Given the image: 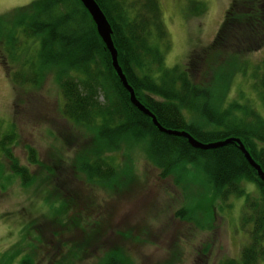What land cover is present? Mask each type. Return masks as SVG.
Segmentation results:
<instances>
[{
    "label": "trees",
    "instance_id": "obj_1",
    "mask_svg": "<svg viewBox=\"0 0 264 264\" xmlns=\"http://www.w3.org/2000/svg\"><path fill=\"white\" fill-rule=\"evenodd\" d=\"M93 1L110 26L117 66L128 87L161 128L186 131L204 144L228 137L238 139L264 175V118L247 98L236 102L227 95L234 72L245 71L242 58L264 48V0L230 1L202 55L211 58L220 54L216 48H224L239 61L221 59L214 68L209 63L205 71L209 70L210 80L203 85L190 82L188 67L163 65L169 39L155 0ZM188 6L194 12L200 9L194 0H189ZM86 12L79 0H33L0 17V62L9 68L16 65L6 70L8 81L14 87L37 88L48 70L54 69L61 117L94 136L92 157L79 160L77 169L88 180L107 184L115 175L108 155L120 147L125 152L136 146L154 168L160 169V175L172 174L176 185L191 176L206 197L223 202L230 196L243 197L238 227L247 241L236 258L224 257L217 264H264V180L247 165L233 142L194 149L183 137L163 134L152 126L150 118L131 106L127 91L111 68L109 52ZM226 38L235 42L228 46ZM192 59L189 56L187 66ZM256 67L250 72H257L255 92L263 99L264 61ZM9 125L0 135V153L23 185L29 176L11 156L9 144L16 135ZM26 155L28 164H34L33 149H27ZM1 168L0 163V172ZM242 182L252 183L257 192L248 194ZM190 204L191 200L187 207ZM174 215L188 221L195 218L183 207ZM16 254L0 255V259ZM105 257L99 264H126L115 252ZM20 259L19 264H31L28 258Z\"/></svg>",
    "mask_w": 264,
    "mask_h": 264
},
{
    "label": "rangeland",
    "instance_id": "obj_2",
    "mask_svg": "<svg viewBox=\"0 0 264 264\" xmlns=\"http://www.w3.org/2000/svg\"><path fill=\"white\" fill-rule=\"evenodd\" d=\"M155 1L169 39L163 65L188 67L190 82L203 85L210 80L205 71L210 64L214 68L221 59L239 61L224 48H216L220 54L211 58L202 55L231 0H194L200 3L196 12L189 9V0ZM30 2L0 0V17ZM226 40L228 46L235 42ZM189 56L193 59L187 66ZM242 59L245 71L234 72L227 95L236 102L247 98L264 118V98L255 92L257 72H250L264 61V48ZM2 64L0 135L13 125L10 153L29 179L22 185L0 153V255L17 252L0 264H19L21 257L31 264H99L114 252L126 264H217L224 257L236 258L247 241L238 227L243 197L230 196L225 202L206 197L191 176L176 185L172 174L160 175L136 146L108 155L115 175L107 184L88 180L77 169L79 160L92 157L94 136L61 117L54 69L37 88L14 87L6 73L9 65ZM30 148L36 156L31 165L26 155ZM243 186L248 194L257 192L252 183ZM180 207L195 218L177 219Z\"/></svg>",
    "mask_w": 264,
    "mask_h": 264
},
{
    "label": "water",
    "instance_id": "obj_3",
    "mask_svg": "<svg viewBox=\"0 0 264 264\" xmlns=\"http://www.w3.org/2000/svg\"><path fill=\"white\" fill-rule=\"evenodd\" d=\"M80 5L87 11L86 13L88 14V16L91 18L92 22H93V26L95 27V31H96V36H98L101 41L103 42V46L106 47V50L108 53V56L110 57V65L111 68L114 69L115 71V75L118 78L119 82L121 83V87L124 88L127 91V98L129 99V102L131 104V106L137 108L140 113H143L145 116H147L148 118H150L151 120V125L154 126L155 128H157L160 132H162L163 134H170L172 136H180L183 137V139L187 140V144L190 147H193L194 149L198 148V149H204L207 150L209 148H217V146L220 145H226L228 142H233L235 143V145L237 146V148L240 150L239 152L244 156V158L246 159V163L247 165H250L251 167L254 168L255 170V174L258 175V178L263 179L264 180V175L261 172V168L260 166L256 165L252 158L250 157V155H248L246 153V150L244 148L243 145H241V143L238 141V139L235 138H231L228 137L227 139H223V140H219L217 142H208L206 144H204L203 142L198 141L197 139L195 140L193 137H191L188 133H186V131L184 132L183 130H172L169 128H161V126L159 125V123L156 121V119L151 115L150 111L148 110V108H145L143 105L140 104V102L134 98L133 95V90L132 88L128 87V83L126 81V79L123 77L121 68L117 66V60L115 57V53L116 50L115 48L112 46V41L111 38L109 37V32H111L110 26H108L107 21L105 19V16L102 15V11L100 10V8L94 4L93 0H79Z\"/></svg>",
    "mask_w": 264,
    "mask_h": 264
}]
</instances>
